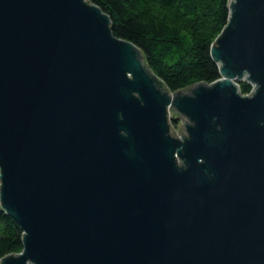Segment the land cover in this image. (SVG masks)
I'll list each match as a JSON object with an SVG mask.
<instances>
[{"label":"water","instance_id":"1","mask_svg":"<svg viewBox=\"0 0 264 264\" xmlns=\"http://www.w3.org/2000/svg\"><path fill=\"white\" fill-rule=\"evenodd\" d=\"M230 10L221 78L173 97L89 0H0V264H264V0Z\"/></svg>","mask_w":264,"mask_h":264},{"label":"trees","instance_id":"2","mask_svg":"<svg viewBox=\"0 0 264 264\" xmlns=\"http://www.w3.org/2000/svg\"><path fill=\"white\" fill-rule=\"evenodd\" d=\"M110 20L115 37L138 47L148 68L171 92L221 78L211 53L227 27L230 0H89ZM242 94L252 85L239 82ZM0 260L24 250V231L1 202Z\"/></svg>","mask_w":264,"mask_h":264},{"label":"flooded vegetation","instance_id":"3","mask_svg":"<svg viewBox=\"0 0 264 264\" xmlns=\"http://www.w3.org/2000/svg\"><path fill=\"white\" fill-rule=\"evenodd\" d=\"M171 93H174V92H171ZM245 95L249 96L250 93L249 94H245ZM169 117H170L169 118L170 119L169 120L170 133L172 134L173 137L178 138V134H180V135H182V134L188 135V133L186 131H187V128L189 126L191 127L193 125V121L192 120H190L186 115H184L182 113H176V112H173V111L170 112V116ZM176 131H179V133L176 134L175 133ZM180 163H181V161H180Z\"/></svg>","mask_w":264,"mask_h":264},{"label":"rangeland","instance_id":"4","mask_svg":"<svg viewBox=\"0 0 264 264\" xmlns=\"http://www.w3.org/2000/svg\"><path fill=\"white\" fill-rule=\"evenodd\" d=\"M195 86H196V85H194V86H192V87H195ZM192 87H188V88H186V89H183L182 91H179L178 94H179V95H181V94H187V95H188V94H189V91H190V89H191ZM173 94H175V92L172 93V95H173ZM177 128H178V127H177ZM177 128H176V129H177ZM175 133L178 134L179 131H176Z\"/></svg>","mask_w":264,"mask_h":264},{"label":"built area","instance_id":"5","mask_svg":"<svg viewBox=\"0 0 264 264\" xmlns=\"http://www.w3.org/2000/svg\"><path fill=\"white\" fill-rule=\"evenodd\" d=\"M212 84V83H211ZM252 85V84H251ZM254 92V89H253V87H252V90H251V92H250V94H252ZM178 138L179 139H183V135H180V134H178Z\"/></svg>","mask_w":264,"mask_h":264},{"label":"bare ground","instance_id":"6","mask_svg":"<svg viewBox=\"0 0 264 264\" xmlns=\"http://www.w3.org/2000/svg\"><path fill=\"white\" fill-rule=\"evenodd\" d=\"M172 96L175 97V94H173Z\"/></svg>","mask_w":264,"mask_h":264}]
</instances>
